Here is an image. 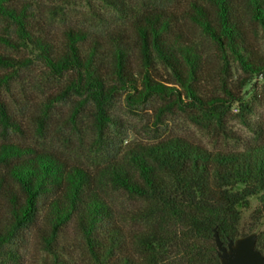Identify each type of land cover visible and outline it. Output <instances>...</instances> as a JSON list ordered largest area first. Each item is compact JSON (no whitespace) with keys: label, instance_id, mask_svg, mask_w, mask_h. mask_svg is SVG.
Returning <instances> with one entry per match:
<instances>
[{"label":"rangeland","instance_id":"obj_1","mask_svg":"<svg viewBox=\"0 0 264 264\" xmlns=\"http://www.w3.org/2000/svg\"><path fill=\"white\" fill-rule=\"evenodd\" d=\"M25 1L60 49L65 48L68 29L83 31L87 38L80 43L82 53L95 50L98 64L108 76V85H116L117 90L105 106L106 116L101 122L89 97L67 91L73 72L55 76L37 57L35 49H11L0 44V52L30 60L14 73L0 68V72L12 74L4 99L15 122L7 128L0 122V143L13 142L35 151L51 152L68 165L85 168L91 176L92 192L112 208L127 239L161 230L169 235L167 239L171 238L183 228L169 220L162 221L159 215H148L146 200L112 182V169L124 166L135 172L132 152L172 137L211 151H241L264 143V72L245 71L230 50L221 49L192 19L195 5L202 6L217 25V9L212 0ZM231 1L247 34L251 58L264 65L262 26L254 19L248 0ZM146 17L167 22L171 39L195 48L200 57L198 95L204 100L219 98L215 110L194 106L193 100L185 97L172 69L154 52L149 64L145 62L135 25L137 21L144 23ZM0 35L16 39L13 28L4 19H0ZM118 49L124 51L128 67L139 80L149 71L157 81L178 92L154 94L143 103L128 100L129 89H124L115 73ZM178 94L182 103L175 100ZM0 174V232H4L10 224L7 193H16L21 199L22 192L6 168ZM263 201L261 194L250 197L240 229L243 235L256 232L264 243ZM45 215L46 209L42 207L36 223L18 230L3 247L4 264H94L74 222L68 223L57 238V257L46 249L42 239L49 231ZM171 242L167 241L165 249L176 252ZM131 251L140 258L139 247L134 245Z\"/></svg>","mask_w":264,"mask_h":264},{"label":"trees","instance_id":"obj_2","mask_svg":"<svg viewBox=\"0 0 264 264\" xmlns=\"http://www.w3.org/2000/svg\"><path fill=\"white\" fill-rule=\"evenodd\" d=\"M217 9L214 25L202 6L196 7L192 19L221 49L230 50L245 71L264 72V65L251 58L247 34L241 27L231 0H212ZM254 19L264 30V0H248ZM0 19L7 21L16 39L0 35V44L11 49L29 47L55 76L71 71L67 91L89 97L104 119L105 106L114 96L116 85H108V76L99 66L95 50L82 53L80 43L87 35L68 29L62 50L43 24L35 19L31 5L25 0H0ZM167 22L146 17L136 22L147 64L154 52L168 65L184 89L185 97L204 110H215L219 98L204 100L198 95L200 57L195 48L171 39ZM122 49L116 54L117 81L129 89L128 100L143 103L152 95H172L178 90L157 81L146 71L139 80L125 61ZM30 60L0 52V68L17 72ZM12 74L0 72V122L7 128L14 125L5 94ZM66 94V92H64ZM175 100L182 103L180 94ZM135 172L124 166L111 171L112 182L147 201L148 215H159L183 228L167 239L164 231L142 232L136 239H127L112 208L90 187V173L78 165H68L47 151H35L13 142L0 143V171L6 168L9 177L21 189L7 193L10 213L9 228L0 232V264H4L3 247L16 232L36 223L42 207L49 231L43 243L56 257L54 247L63 228L74 222L80 231L94 264H220L213 239L216 227L223 243L242 234L243 210L250 197L261 194L264 200V143L241 151H211L183 138L172 137L131 153ZM3 177L0 174V190ZM241 185V188L238 186ZM264 202V201H263ZM176 252H168L167 241ZM140 250L133 255L132 246ZM169 246V247H170ZM256 248L264 254V243L257 234ZM181 251V252H179ZM15 258V257H14ZM16 263V261H15Z\"/></svg>","mask_w":264,"mask_h":264},{"label":"water","instance_id":"obj_3","mask_svg":"<svg viewBox=\"0 0 264 264\" xmlns=\"http://www.w3.org/2000/svg\"><path fill=\"white\" fill-rule=\"evenodd\" d=\"M213 239L220 264H264V254L256 248V232L241 235L223 243L214 227Z\"/></svg>","mask_w":264,"mask_h":264}]
</instances>
